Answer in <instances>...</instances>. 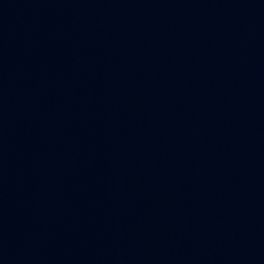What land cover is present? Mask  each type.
Segmentation results:
<instances>
[{"label": "water", "instance_id": "95a60500", "mask_svg": "<svg viewBox=\"0 0 264 264\" xmlns=\"http://www.w3.org/2000/svg\"><path fill=\"white\" fill-rule=\"evenodd\" d=\"M0 264H264V39L216 0H0Z\"/></svg>", "mask_w": 264, "mask_h": 264}]
</instances>
